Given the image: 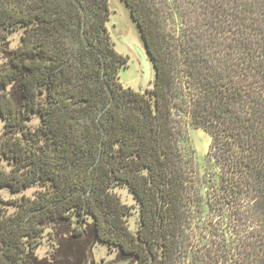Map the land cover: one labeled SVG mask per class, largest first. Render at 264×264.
<instances>
[{
	"label": "trees",
	"instance_id": "1",
	"mask_svg": "<svg viewBox=\"0 0 264 264\" xmlns=\"http://www.w3.org/2000/svg\"><path fill=\"white\" fill-rule=\"evenodd\" d=\"M122 2L143 90L119 80L110 0H0V264H34L71 218L129 264H264V0Z\"/></svg>",
	"mask_w": 264,
	"mask_h": 264
},
{
	"label": "rangeland",
	"instance_id": "2",
	"mask_svg": "<svg viewBox=\"0 0 264 264\" xmlns=\"http://www.w3.org/2000/svg\"><path fill=\"white\" fill-rule=\"evenodd\" d=\"M112 13L108 21V29L111 38L118 52L128 56L127 66L119 71V80L125 86L134 89H141L145 77V66L141 57L128 45L131 36L139 39V33L135 22L130 17L127 7L122 0H110ZM117 3L123 6V14L117 10ZM19 37V32L10 35V46L14 47ZM122 37V38H121ZM154 70L150 67L151 79H153ZM151 82H148L147 86ZM2 129V120L0 119V131ZM210 137L200 128L187 126L186 131L177 138L181 155L184 160L195 161L202 171L204 157L208 149ZM32 189L27 192H31ZM121 198L128 204H132V199L125 189H118ZM4 196H8L3 192ZM131 228H135L138 222V214L135 209L128 217ZM86 232L78 233L80 228ZM92 222L90 220L77 223L73 218L58 222L48 226L45 231L42 244L36 250V262L34 264H122L119 260L118 252L113 248L108 249L107 245L96 241L91 236ZM187 240L183 241L186 244ZM184 248V247H182ZM183 257L186 258V250H182ZM181 259H184V258ZM177 264H187V262L178 261Z\"/></svg>",
	"mask_w": 264,
	"mask_h": 264
},
{
	"label": "water",
	"instance_id": "3",
	"mask_svg": "<svg viewBox=\"0 0 264 264\" xmlns=\"http://www.w3.org/2000/svg\"><path fill=\"white\" fill-rule=\"evenodd\" d=\"M123 9H124L123 6H121L117 3V10L119 11V13L123 14ZM127 41H128V45L133 49V51H135V53L139 57L142 58V60L144 62L145 77H144L143 82H142L143 87L140 89V90H143L145 88V86L147 85V83L152 81L151 75H150V67H152V65H151V61L149 58V54H148L147 48L143 44L140 36H139V39L136 38L135 36H131V38Z\"/></svg>",
	"mask_w": 264,
	"mask_h": 264
},
{
	"label": "flooded vegetation",
	"instance_id": "4",
	"mask_svg": "<svg viewBox=\"0 0 264 264\" xmlns=\"http://www.w3.org/2000/svg\"><path fill=\"white\" fill-rule=\"evenodd\" d=\"M97 241V240H96ZM99 242V241H98ZM108 247V246H107ZM113 247H108V249H111ZM114 249V248H113ZM115 250V249H114ZM118 254V253H117ZM119 262H121L122 264H129L130 263V260L129 259H122V260H119Z\"/></svg>",
	"mask_w": 264,
	"mask_h": 264
}]
</instances>
